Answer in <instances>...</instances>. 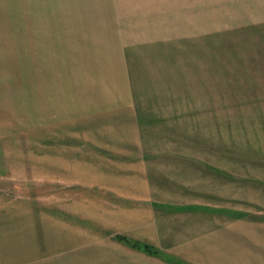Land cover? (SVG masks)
I'll use <instances>...</instances> for the list:
<instances>
[{
    "label": "rangeland",
    "instance_id": "374dc122",
    "mask_svg": "<svg viewBox=\"0 0 264 264\" xmlns=\"http://www.w3.org/2000/svg\"><path fill=\"white\" fill-rule=\"evenodd\" d=\"M114 37L123 74L84 72ZM263 218L264 0H0V264H176Z\"/></svg>",
    "mask_w": 264,
    "mask_h": 264
},
{
    "label": "crops",
    "instance_id": "0c3cea01",
    "mask_svg": "<svg viewBox=\"0 0 264 264\" xmlns=\"http://www.w3.org/2000/svg\"><path fill=\"white\" fill-rule=\"evenodd\" d=\"M107 16L111 17L109 15ZM67 25L69 24L48 25V62L51 60V57L49 55L53 56L54 53H57L56 55L61 54L63 56L64 54L66 56L67 52L70 50L71 44L67 42L68 35L65 34L67 32V30L65 29ZM106 35H109V39H113L114 34L110 35L106 32ZM108 46L113 48H111V50L109 48H104L102 50V56L96 57L97 59L99 58V60L104 59L103 65L98 63V65L95 66L94 64H92L94 67L87 68V70L84 69V72L90 73L89 75H91L93 74V72L102 71L101 74L104 73V78L100 77V79L102 78L104 80L111 78L115 79L117 74L116 67L120 69L119 74H123V70L121 71V68H123L122 61L121 59L120 61L117 59L118 56L122 54L121 52L123 50L117 48L118 44L116 41V37H114L113 44ZM72 48L81 47L73 44ZM66 60L63 62V65L57 67L56 71L48 74V83L52 84L53 80H75L78 78L82 69H78L79 71H75V69H73L75 67H70V62ZM94 62L96 63L95 60ZM57 63L58 61H56V64ZM51 90L53 94V89ZM58 93L59 91H57V94ZM60 93L62 94V96L74 95L73 91L70 90L64 93ZM77 93L78 92H76V94ZM190 208L191 207L189 205L183 206V209L185 210L189 211L192 209V213H196V209H199L198 207H192L191 209ZM170 210L175 211L176 213L181 212V209L177 210L176 207ZM188 213H190V211ZM204 213H206V211H204ZM260 220L262 221L253 223H249V220H240L243 222L234 223L230 227H228L232 228V230L233 228L236 229V231L233 230L232 233H230L227 228H224L217 232H214L213 228L211 227H209V229L205 232L201 230L203 232L194 238L196 241H191L196 242L195 244H193V247L196 246V244L198 245V247L192 250L188 256L174 253L175 259H173L172 262H175L176 264H264V218ZM148 223L149 221H147V224ZM229 234H231L230 239ZM202 235L204 236L201 237ZM130 237H133V235ZM180 238L183 244L190 239L183 236H181ZM132 239L141 243H150L154 245L156 249L163 252L164 248L162 247V245L160 244L161 242L158 239L156 242H145L146 240H144L142 236L133 237ZM226 242H228L227 247L225 244Z\"/></svg>",
    "mask_w": 264,
    "mask_h": 264
},
{
    "label": "trees",
    "instance_id": "16d2710c",
    "mask_svg": "<svg viewBox=\"0 0 264 264\" xmlns=\"http://www.w3.org/2000/svg\"><path fill=\"white\" fill-rule=\"evenodd\" d=\"M117 239L119 241H122L126 244H128L130 247L134 248V249H138L144 253H147L149 255H155L156 254V250L153 249L152 247H150L147 244H139L137 242H131L130 240L124 238V237H117Z\"/></svg>",
    "mask_w": 264,
    "mask_h": 264
}]
</instances>
